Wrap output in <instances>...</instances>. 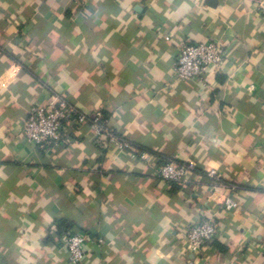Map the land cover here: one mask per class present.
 Instances as JSON below:
<instances>
[{
	"label": "crops",
	"instance_id": "1",
	"mask_svg": "<svg viewBox=\"0 0 264 264\" xmlns=\"http://www.w3.org/2000/svg\"><path fill=\"white\" fill-rule=\"evenodd\" d=\"M254 1L0 0V264H70L58 220L87 236L81 264H264V12ZM209 40L222 68L174 82L180 46ZM60 95L106 112L136 153L100 146L88 123H67L66 141L46 149L27 142L28 110ZM170 158L195 162L185 184L157 177ZM227 195L239 206L219 213ZM207 218L215 238L186 252L181 229Z\"/></svg>",
	"mask_w": 264,
	"mask_h": 264
},
{
	"label": "built area",
	"instance_id": "2",
	"mask_svg": "<svg viewBox=\"0 0 264 264\" xmlns=\"http://www.w3.org/2000/svg\"><path fill=\"white\" fill-rule=\"evenodd\" d=\"M79 4H86L89 0H74ZM255 6L264 12V0H255ZM168 39V38H166ZM223 65V55L220 45L216 41L185 43L180 46L172 67L174 82H187L202 78L209 69L218 71ZM73 122L75 126L90 124L95 139L102 147L113 146L119 151L136 153L135 149L123 137L118 135L107 120H103L99 112L87 116L72 104L65 95H60L48 101L46 105L32 106L22 122L21 133L27 142L45 148L49 144L58 145L66 141L64 127ZM141 158L145 156L137 152ZM196 169L192 160L167 159L156 172L159 179L167 183L185 184ZM207 177L213 183L219 179L215 170L207 172ZM234 188V186H232ZM219 213L229 212L238 208V202L231 196L215 203ZM217 223L207 218L188 224L180 231V244L191 254H198L201 248L209 244L216 236ZM87 236L81 233L67 235L63 244L70 264H81L85 258V243ZM259 250L264 254V242L259 244Z\"/></svg>",
	"mask_w": 264,
	"mask_h": 264
},
{
	"label": "trees",
	"instance_id": "3",
	"mask_svg": "<svg viewBox=\"0 0 264 264\" xmlns=\"http://www.w3.org/2000/svg\"><path fill=\"white\" fill-rule=\"evenodd\" d=\"M100 114H101V116H102V118H103V120H107V114H106V112H104V111H100L99 112ZM93 114V113H92ZM87 116H89V115H91V114H86ZM129 142V141H128ZM130 143V142H129ZM130 145L134 148V146H133V144H131L130 143ZM49 146H55V145H53V144H49L48 146H46L45 148H42V147H40L41 149H46V148H48ZM166 161V160H165ZM164 161V162H165ZM163 162V163H164ZM55 228H56V232H57V234L58 235H63V233H64V235L66 234V236L67 235H69V234H71L72 232H69L70 231V227H69V223H67L66 221H64V220H58L57 222H56V225H55Z\"/></svg>",
	"mask_w": 264,
	"mask_h": 264
}]
</instances>
